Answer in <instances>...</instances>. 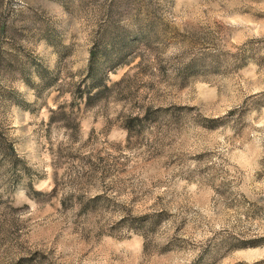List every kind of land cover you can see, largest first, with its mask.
Masks as SVG:
<instances>
[{"label":"rangeland","instance_id":"rangeland-1","mask_svg":"<svg viewBox=\"0 0 264 264\" xmlns=\"http://www.w3.org/2000/svg\"><path fill=\"white\" fill-rule=\"evenodd\" d=\"M0 264H264V0H0Z\"/></svg>","mask_w":264,"mask_h":264}]
</instances>
